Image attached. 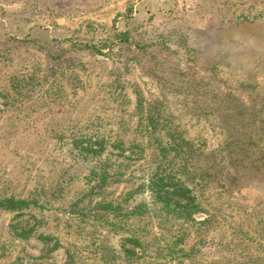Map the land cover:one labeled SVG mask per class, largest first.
<instances>
[{
    "label": "rangeland",
    "instance_id": "rangeland-1",
    "mask_svg": "<svg viewBox=\"0 0 264 264\" xmlns=\"http://www.w3.org/2000/svg\"><path fill=\"white\" fill-rule=\"evenodd\" d=\"M0 264H264V0H0Z\"/></svg>",
    "mask_w": 264,
    "mask_h": 264
}]
</instances>
